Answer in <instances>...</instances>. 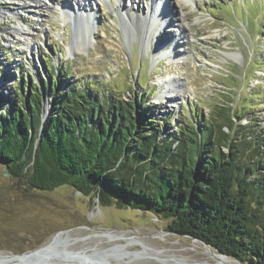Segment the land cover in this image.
Listing matches in <instances>:
<instances>
[{"label":"rangeland","instance_id":"1","mask_svg":"<svg viewBox=\"0 0 264 264\" xmlns=\"http://www.w3.org/2000/svg\"><path fill=\"white\" fill-rule=\"evenodd\" d=\"M65 1L75 8L85 1L81 10L95 13L91 35H85L77 19L70 21L60 0L48 7L0 0V9L7 13L0 20V70L16 79L30 74L37 82L36 71L43 74L49 60L57 69L60 63L66 67L69 82H90L101 94L126 100L148 95L154 116L162 121L163 136L176 131L180 122L208 120L228 106L232 115L245 113L244 124L255 116L257 125L264 127V0H162L167 22L158 21L149 39L136 22L121 24L119 0H112L111 9L110 1L104 2L108 0ZM149 1L123 0V7L144 15ZM17 26L30 33L18 35L13 30ZM167 74L184 87L177 103L162 95L165 89L158 80ZM14 79L2 80L0 92L14 91ZM47 105L46 101L43 115L52 111ZM168 116L171 126L165 123ZM4 167L0 165L2 253L41 246L65 230L69 249L87 254L98 250L110 262L103 264L243 263L214 255L203 242L168 231L156 216L98 208L97 200L68 185L51 191L18 188L15 179L4 176ZM88 227L111 233L101 235L103 230ZM110 247L116 252L103 253Z\"/></svg>","mask_w":264,"mask_h":264},{"label":"trees","instance_id":"2","mask_svg":"<svg viewBox=\"0 0 264 264\" xmlns=\"http://www.w3.org/2000/svg\"><path fill=\"white\" fill-rule=\"evenodd\" d=\"M45 62L37 82L0 70V83L15 78L14 91L0 92V165L18 188L68 185L101 207L156 216L171 232L264 264V127L255 116L244 124L228 106L163 136L148 95L101 94Z\"/></svg>","mask_w":264,"mask_h":264},{"label":"bare ground","instance_id":"3","mask_svg":"<svg viewBox=\"0 0 264 264\" xmlns=\"http://www.w3.org/2000/svg\"><path fill=\"white\" fill-rule=\"evenodd\" d=\"M24 1H29L31 3V5L35 4L36 6H39V7H41V6H47L48 7V5L53 4L57 0H24ZM60 1H62L61 6H63L64 4H65V6H67V7H62L61 9L68 12L67 16L70 19V21H72V20L75 21V19H77L82 24V29H83L85 35H88V36L91 35L93 33L92 32V26H93V28H95L93 25V22L96 21L97 17H96L94 12L93 13L92 12H85V11L81 10V8H84V6L87 5V3L85 1H83L82 3L78 4L79 5L78 8H75L71 5L68 6L69 3H67V1H65V0H60ZM109 1L111 3L109 5V7H111V5H113L114 3L111 2V0L106 1V3H108ZM185 1H189V0H185ZM123 6H124L123 0H119L120 11H117V14L120 17L121 24H123L124 21H127V20H130L132 22H136L138 25H140V31H142L144 36L148 37V39L150 37V35H149L150 30L153 29L154 26L159 23L158 21L163 22V24H165L167 22V20H166L167 19V15H166V13H167L166 9L167 8L165 7V2H163L162 0H150L149 1L150 10L148 12H146L144 15L142 13H132L130 11H126ZM12 12L15 15L19 14V12L17 10L16 11L14 10ZM5 14H7V13H5L4 10L0 9V20L3 19ZM163 17H164V19H163ZM92 19H94V20L92 21ZM42 21H43V19H42ZM13 30L15 31V33H17L20 36H22L24 33H30V31L29 32H25V30L23 31V29L21 27H18V26L15 27ZM74 30H75V26H74ZM74 33H75V31H74ZM76 40H77V38H76ZM78 40H80V39L78 38ZM81 43L79 45H81ZM177 79H178L177 77H174L170 74H167L164 77H160L158 80L159 84L161 86H164V89H165V91L163 92L162 95L169 97L168 102L170 101L171 103L179 102L178 100L183 98V95L185 92L183 85H181L179 82H177ZM214 255H219V254H214ZM220 256H222V255H220ZM223 257H225V256H223Z\"/></svg>","mask_w":264,"mask_h":264},{"label":"water","instance_id":"4","mask_svg":"<svg viewBox=\"0 0 264 264\" xmlns=\"http://www.w3.org/2000/svg\"><path fill=\"white\" fill-rule=\"evenodd\" d=\"M75 45H76V42L74 40L72 41V47H74ZM47 103L48 105L46 106V109L47 111H50V107L52 104L49 99L47 100ZM48 115H49V112H45L43 115V120H45ZM4 176L7 178H12V175L9 172L7 166L4 167ZM13 182L14 181L12 180V183ZM99 206L100 205L98 203V208ZM88 228L90 229L91 227H88ZM91 230H103L104 231L105 229L91 228ZM64 233H65V230H61L52 237L50 242L43 244L41 246L32 248V249L24 250L22 252H7V253L0 252V264H103V263H110L106 261L105 259H102L99 256L98 250H94L92 253L87 254L85 250L69 249L68 248L69 239H68V236L63 238ZM106 233H111V232L104 231L101 233V235H105ZM184 236H187V235H184ZM189 238L203 242L205 245L208 246L209 250L214 254H219L225 257L232 258L219 251H218L219 253L215 252L217 250H215L210 244H208L205 241H202L195 237H189ZM116 250H117L116 247H110L108 249H105L103 253H107V254L111 252L113 253V252H116ZM241 264H245V263H241Z\"/></svg>","mask_w":264,"mask_h":264}]
</instances>
